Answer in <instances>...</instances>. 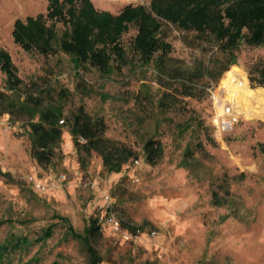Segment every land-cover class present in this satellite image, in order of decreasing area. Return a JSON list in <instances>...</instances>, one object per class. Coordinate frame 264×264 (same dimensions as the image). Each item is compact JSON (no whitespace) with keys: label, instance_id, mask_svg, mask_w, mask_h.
Segmentation results:
<instances>
[{"label":"trees","instance_id":"obj_1","mask_svg":"<svg viewBox=\"0 0 264 264\" xmlns=\"http://www.w3.org/2000/svg\"><path fill=\"white\" fill-rule=\"evenodd\" d=\"M175 30L191 51L189 58L174 54ZM12 35L43 64L21 76L10 52L0 45V115L8 113L11 123L21 125L32 158L48 169L55 164L67 124L82 165L84 153L97 152L104 170L128 177L137 167L134 158L142 156L145 163L158 165L172 150L178 153L176 163L168 155L173 170L196 177L199 155L215 158L212 124L197 107L209 96L208 87L233 64L245 67L252 86H264V0H150L126 4L118 13L98 9L92 0H49L47 13L17 18ZM109 81L117 84L115 92L106 89ZM96 96L109 101L110 108H89L86 98ZM112 120L123 135L110 131ZM252 134L250 140L264 151V140ZM80 135L87 141L80 142ZM209 171V202L224 209L217 217L220 225L234 216L236 198L230 185L238 175L222 166ZM34 175L42 180L51 176ZM0 176L7 182L13 177L1 167ZM29 185L37 199L38 191ZM57 188L40 193L49 195ZM113 207L125 208L121 201ZM53 217L34 228V219L21 206H6L0 214V234L6 224L9 228L0 238V264L30 254L35 246L22 264L39 263L57 226L62 228L60 244L77 243L82 255L78 264L103 262L105 225L100 215L90 214L82 230L66 214ZM148 224L122 221L131 233L143 232ZM210 243L207 240V247ZM65 255L58 251L60 261L52 264H64Z\"/></svg>","mask_w":264,"mask_h":264},{"label":"rangeland","instance_id":"obj_2","mask_svg":"<svg viewBox=\"0 0 264 264\" xmlns=\"http://www.w3.org/2000/svg\"><path fill=\"white\" fill-rule=\"evenodd\" d=\"M149 3L150 0H145V3L132 4ZM48 4L49 0H0V45L10 52L21 76H28L42 66L43 59L29 54L15 43L12 35L14 22L17 18L47 13ZM126 4L129 3L109 0L94 3L98 9L113 13H118ZM56 26L60 30V20ZM130 32L135 33L134 28ZM176 34V37H171L174 54L189 58L191 51L183 43L179 32ZM253 53L256 54L255 51ZM241 67L248 77L245 67ZM225 73L214 87H208L209 96L197 104L198 111L212 124L216 145L213 148L215 158L199 155L201 162L196 177L188 176L183 169L173 170L178 153L172 150L158 165L145 163L141 156L133 170L139 177L138 181L133 180L134 174L124 177L123 173H108L97 152L90 156L84 153L86 162L82 165L67 124L64 125L61 148L57 150L54 166L44 168L32 158L29 142L21 134V125L11 123L8 113L0 115V167L13 176L8 182L6 177L0 176V214L6 206L15 202L27 212L28 217L34 219V228L49 224L54 214L61 212L71 218L77 229L82 230L90 214L101 216L103 194L107 191L115 202L121 201L122 207H125L115 210L121 221L141 224L146 220L149 224L139 237L134 238L137 241L124 240L104 224L100 245L104 259L101 264H264V151L256 141L250 140L254 132H257L256 138L264 140V120L240 116L239 122L224 132L213 125L214 114L219 111L215 95ZM248 81L251 85L249 78ZM105 86L111 92L117 88L113 81L106 82ZM86 102L91 109L99 105L110 108L109 101H101L98 96L86 98ZM110 124L112 133L123 135L120 125H116L114 120ZM170 153L173 164L168 163ZM221 166L238 177L230 185L236 198L234 216L219 225L217 217L224 209L211 206L207 186L210 167ZM34 172L41 177L64 172L67 179L61 181L59 188L49 195L38 191V197L34 199L28 180ZM240 172H244L242 178ZM90 180L96 181L97 185L92 187L87 183ZM213 227L215 233L210 236ZM8 228V224L3 227L0 238ZM61 232L62 228L57 226L49 244L43 246L44 259L31 264H52L55 259L60 261L58 251L66 254L64 264H78L82 260L75 241L60 244ZM207 240L211 241L208 247ZM35 249L36 246L28 255H16L13 262L6 264H22Z\"/></svg>","mask_w":264,"mask_h":264},{"label":"built area","instance_id":"obj_3","mask_svg":"<svg viewBox=\"0 0 264 264\" xmlns=\"http://www.w3.org/2000/svg\"><path fill=\"white\" fill-rule=\"evenodd\" d=\"M111 2H126V3H134V2H139V3H145V0H109ZM240 116L236 115L234 112L233 105L230 103H226L223 107L222 111H216L213 117L214 125L217 127V129L220 132L228 131L233 128V126L239 121ZM61 124L65 123L64 118L60 120ZM80 142H86V138L83 136H79ZM133 164H138L139 163V158H134L133 159ZM67 179V175L64 172H59L56 175L50 176V178L46 180H42L37 178L34 174H30L28 176L29 182L33 185V187L39 191V192H45L50 189H53L55 187L60 186V182L65 181ZM134 181H138L139 177L135 176L133 178ZM90 184L92 187H95L96 181L90 180L87 182ZM104 196V204L102 208V214H101V221L104 224L109 225L113 231L116 233H119L121 237L124 240H132L135 237H139V235L142 232L138 233H131L124 229L122 225L121 219L116 215L115 210H114V198L106 191L103 194ZM155 233V231H153Z\"/></svg>","mask_w":264,"mask_h":264},{"label":"bare ground","instance_id":"obj_4","mask_svg":"<svg viewBox=\"0 0 264 264\" xmlns=\"http://www.w3.org/2000/svg\"><path fill=\"white\" fill-rule=\"evenodd\" d=\"M215 98L219 111L223 110L226 103H230L236 115L264 120V86H251L246 72L238 64L226 71Z\"/></svg>","mask_w":264,"mask_h":264},{"label":"crops","instance_id":"obj_5","mask_svg":"<svg viewBox=\"0 0 264 264\" xmlns=\"http://www.w3.org/2000/svg\"><path fill=\"white\" fill-rule=\"evenodd\" d=\"M94 1V3H95V5H96V2L98 3V2H100V0H93ZM135 241H137V239H134Z\"/></svg>","mask_w":264,"mask_h":264}]
</instances>
